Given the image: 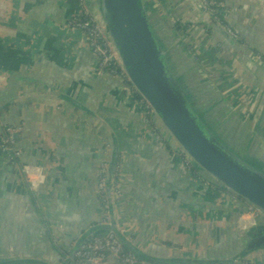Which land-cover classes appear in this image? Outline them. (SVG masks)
I'll use <instances>...</instances> for the list:
<instances>
[{"label":"crops","instance_id":"1","mask_svg":"<svg viewBox=\"0 0 264 264\" xmlns=\"http://www.w3.org/2000/svg\"><path fill=\"white\" fill-rule=\"evenodd\" d=\"M219 1L240 49L264 58V0ZM144 2L203 85L264 144V85L201 24L195 1ZM78 12V0H0V262L63 264L104 216L110 224L97 170L116 145L111 212L127 244L158 264H264V223L241 229L244 202L199 174L156 119L150 130L125 80L98 72L70 27ZM26 167L41 171L36 191ZM91 264L122 263L105 254Z\"/></svg>","mask_w":264,"mask_h":264},{"label":"water","instance_id":"2","mask_svg":"<svg viewBox=\"0 0 264 264\" xmlns=\"http://www.w3.org/2000/svg\"><path fill=\"white\" fill-rule=\"evenodd\" d=\"M82 1L114 51L128 84L152 111L160 128L199 174L262 217L250 228L261 226L264 223V144L203 85L156 22L144 0ZM194 1L201 24L219 38L248 74L264 85V65L256 59V54L247 55L242 51L236 43L237 38L217 24L198 0ZM8 136L14 142L18 141L16 134ZM116 159L114 145L105 185L110 224L95 228L92 239L113 237L134 259L158 264L156 260L142 256L118 235L111 212ZM79 246L69 250V260L62 257L63 264H73V255ZM91 262L92 259L86 264ZM0 264L47 263L12 260Z\"/></svg>","mask_w":264,"mask_h":264},{"label":"built area","instance_id":"3","mask_svg":"<svg viewBox=\"0 0 264 264\" xmlns=\"http://www.w3.org/2000/svg\"><path fill=\"white\" fill-rule=\"evenodd\" d=\"M201 6L209 13L212 18L215 19L214 8H223V4L219 0H198ZM79 12L76 18L71 21V26L74 30L78 31L88 48L92 56L96 59L97 69L100 74H105L109 77H116L122 80H126L123 70L121 69L118 59L114 51L109 46L106 41L105 36L101 28L90 18L82 0H78ZM227 33L236 39L235 35L227 30ZM256 59L264 65V58L260 55H255ZM128 83V82H127ZM131 87V86H130ZM134 92V90H133ZM135 93V92H134ZM136 94V93H135ZM137 95V94H136ZM138 96V95H137ZM139 97V96H138ZM140 98V97H139ZM135 99V98H134ZM141 99V98H140ZM142 101V100H141ZM135 99L134 105L139 107L146 119V124L149 126L150 130L156 133V127L153 125V120L155 119L154 114L148 108V106L142 101ZM144 103V104H143ZM16 130L8 129L7 134H14ZM186 159V158H185ZM25 180L28 181L29 185L36 191L43 183V178L40 170L33 169L31 167H26L24 169ZM107 177V167L105 163H101L97 170V190L99 194V202L101 207L103 206V211H107V206L104 205V195H105V185ZM115 190V188H114ZM232 200H236L235 196H231ZM245 204V203H244ZM247 212V218H240L239 227L241 229H248L254 224L257 218L262 217L252 210L248 205H244ZM107 213V212H106ZM105 215V214H104ZM264 220V219H263ZM108 216H104L101 219L102 226H107ZM105 254H111L116 256L122 264H134V259L131 255H125L122 252V247L113 238L108 237L107 239H97L94 238L90 243L80 246V248L75 253L74 259L75 264H85L87 261L92 259L93 261L101 260L104 258Z\"/></svg>","mask_w":264,"mask_h":264},{"label":"trees","instance_id":"4","mask_svg":"<svg viewBox=\"0 0 264 264\" xmlns=\"http://www.w3.org/2000/svg\"><path fill=\"white\" fill-rule=\"evenodd\" d=\"M213 11H214V14H215V19L218 21V22H220V24H221V26H223V27H226V25H225V23H224V21H223V16H222V14L224 13L223 12V8L221 9V8H214L213 9ZM176 32H182L183 31V29L181 28V27H179V25H175L174 26V28H173ZM209 32V31H208ZM210 33V32H209ZM240 43H243L242 41H240ZM241 45V44H240ZM189 48L187 47L186 48V50H188ZM132 92H133V89H132ZM133 94H134V98L135 99H137L138 101H141V99L133 92ZM142 102V101H141ZM144 104V103H143ZM222 193H225V194H229L225 189H219ZM80 245H82V244H80ZM84 245V244H83ZM122 252H123V254H125V255H131V253L128 251V250H125V249H123L122 248ZM76 253V252H75ZM75 253H74V255H73V264H75V259H74V256H75Z\"/></svg>","mask_w":264,"mask_h":264},{"label":"rangeland","instance_id":"5","mask_svg":"<svg viewBox=\"0 0 264 264\" xmlns=\"http://www.w3.org/2000/svg\"><path fill=\"white\" fill-rule=\"evenodd\" d=\"M217 22V24H219L220 26H221V24H220V22H218V21H216ZM221 27H223V26H221ZM223 28H225V29H227V27H223ZM216 76V75H215ZM225 76H227V75H225ZM236 98V97H235ZM235 100V99H234ZM164 132V131H163Z\"/></svg>","mask_w":264,"mask_h":264},{"label":"flooded vegetation","instance_id":"6","mask_svg":"<svg viewBox=\"0 0 264 264\" xmlns=\"http://www.w3.org/2000/svg\"><path fill=\"white\" fill-rule=\"evenodd\" d=\"M0 148L2 149V147H0ZM13 156H16V154L14 153V154L11 155V157H13ZM23 174H24V173H23ZM24 176H25V174H24Z\"/></svg>","mask_w":264,"mask_h":264}]
</instances>
